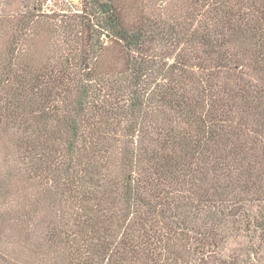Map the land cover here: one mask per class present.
<instances>
[{
	"label": "trees",
	"instance_id": "trees-1",
	"mask_svg": "<svg viewBox=\"0 0 264 264\" xmlns=\"http://www.w3.org/2000/svg\"><path fill=\"white\" fill-rule=\"evenodd\" d=\"M48 1L0 0V264H264V0Z\"/></svg>",
	"mask_w": 264,
	"mask_h": 264
},
{
	"label": "rangeland",
	"instance_id": "rangeland-1",
	"mask_svg": "<svg viewBox=\"0 0 264 264\" xmlns=\"http://www.w3.org/2000/svg\"><path fill=\"white\" fill-rule=\"evenodd\" d=\"M55 2V6L64 9L65 11L69 9H79L80 8V0H57ZM53 6V7H52ZM48 9H54V0L48 1L47 6Z\"/></svg>",
	"mask_w": 264,
	"mask_h": 264
}]
</instances>
